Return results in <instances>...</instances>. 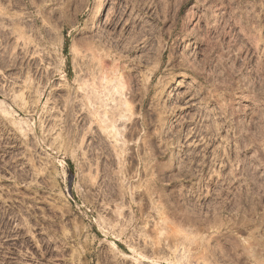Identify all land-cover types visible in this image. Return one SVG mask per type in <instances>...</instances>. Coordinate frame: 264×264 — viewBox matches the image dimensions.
Returning a JSON list of instances; mask_svg holds the SVG:
<instances>
[{
    "label": "rangeland",
    "instance_id": "1",
    "mask_svg": "<svg viewBox=\"0 0 264 264\" xmlns=\"http://www.w3.org/2000/svg\"><path fill=\"white\" fill-rule=\"evenodd\" d=\"M0 264H264V0H0Z\"/></svg>",
    "mask_w": 264,
    "mask_h": 264
},
{
    "label": "bare ground",
    "instance_id": "2",
    "mask_svg": "<svg viewBox=\"0 0 264 264\" xmlns=\"http://www.w3.org/2000/svg\"><path fill=\"white\" fill-rule=\"evenodd\" d=\"M99 14H100V5L98 3V6L96 7L95 9V13H94V16H93V20H98L99 19ZM128 105V101L126 100L124 103H122V105ZM123 112V111H122ZM120 117H126L129 119V117L126 115V114H123V113H120Z\"/></svg>",
    "mask_w": 264,
    "mask_h": 264
}]
</instances>
